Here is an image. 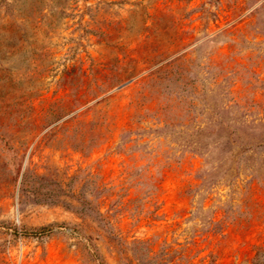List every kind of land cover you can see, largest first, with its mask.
<instances>
[{
	"label": "rangeland",
	"instance_id": "374dc122",
	"mask_svg": "<svg viewBox=\"0 0 264 264\" xmlns=\"http://www.w3.org/2000/svg\"><path fill=\"white\" fill-rule=\"evenodd\" d=\"M260 248L264 0H0V264Z\"/></svg>",
	"mask_w": 264,
	"mask_h": 264
},
{
	"label": "trees",
	"instance_id": "16d2710c",
	"mask_svg": "<svg viewBox=\"0 0 264 264\" xmlns=\"http://www.w3.org/2000/svg\"><path fill=\"white\" fill-rule=\"evenodd\" d=\"M47 228H42L39 231L44 232ZM254 264H264V248H260L255 256Z\"/></svg>",
	"mask_w": 264,
	"mask_h": 264
}]
</instances>
